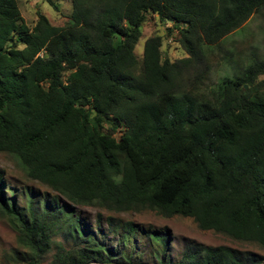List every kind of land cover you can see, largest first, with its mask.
I'll return each mask as SVG.
<instances>
[{
	"label": "trees",
	"instance_id": "trees-1",
	"mask_svg": "<svg viewBox=\"0 0 264 264\" xmlns=\"http://www.w3.org/2000/svg\"><path fill=\"white\" fill-rule=\"evenodd\" d=\"M71 1L67 27L38 13L30 28L18 0H0V153L71 204L190 218L201 231L264 247V60H231L234 75L202 89L215 48L264 0ZM150 17L172 25L168 40L178 34L185 58L164 59V37L154 36L138 59ZM3 180L0 170V217L24 251L13 256L44 264L60 221L47 205L19 209ZM66 223L75 247L49 264L113 261L81 242L77 219ZM160 264L262 263L197 247Z\"/></svg>",
	"mask_w": 264,
	"mask_h": 264
},
{
	"label": "rangeland",
	"instance_id": "rangeland-1",
	"mask_svg": "<svg viewBox=\"0 0 264 264\" xmlns=\"http://www.w3.org/2000/svg\"><path fill=\"white\" fill-rule=\"evenodd\" d=\"M51 1L53 4L48 0H18L21 14L30 28L36 25L38 13L46 16L53 26L70 25L72 1ZM171 26L170 23L164 25L157 17L148 19L135 50L140 61L143 58L146 41L154 36L164 37L162 48L164 59L175 62L187 56L177 43L176 32L173 35L175 38L173 42L168 40L172 37L168 32ZM253 58L264 60V9L215 48V54L208 62L211 70L202 84V89L206 91L215 87L226 74L234 75L231 60L238 63L241 68L249 64ZM260 79L264 80V76ZM0 170L4 174L5 196L14 201L19 209H28L31 202L38 210H43L47 205L50 212L60 221L57 233L53 237L51 253L46 257L44 264L51 263L53 256L58 252L72 250L75 247L74 235L66 223L72 217L80 224L84 236L81 242L84 241L88 247L100 246L114 256L109 264H160L164 258L178 263L186 250L197 247H229L240 252L244 260H255L264 264V247L254 243L238 242L223 234L201 231L190 218L178 216L167 219L155 212L116 214L97 207L71 204L50 188L30 180L18 159L9 154L0 153ZM111 218L114 219L113 225L109 221ZM130 224L135 228L134 231L130 230ZM156 236L161 238L168 236V246L165 247ZM17 252L21 256L24 254L18 244L16 233L7 220L0 217V264H27L13 256Z\"/></svg>",
	"mask_w": 264,
	"mask_h": 264
}]
</instances>
